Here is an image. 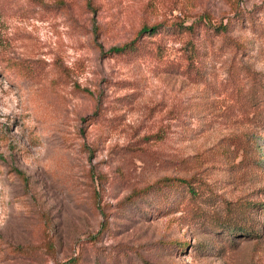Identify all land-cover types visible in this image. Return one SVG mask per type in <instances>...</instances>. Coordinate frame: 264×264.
<instances>
[{"label":"rangeland","instance_id":"374dc122","mask_svg":"<svg viewBox=\"0 0 264 264\" xmlns=\"http://www.w3.org/2000/svg\"><path fill=\"white\" fill-rule=\"evenodd\" d=\"M252 89L264 0H0V264H264Z\"/></svg>","mask_w":264,"mask_h":264},{"label":"trees","instance_id":"16d2710c","mask_svg":"<svg viewBox=\"0 0 264 264\" xmlns=\"http://www.w3.org/2000/svg\"><path fill=\"white\" fill-rule=\"evenodd\" d=\"M240 17H236V19H239ZM196 25V23H195ZM225 26H222L221 24H218L217 26H210L213 31L216 34H221L225 33L227 31V28ZM195 32V27L194 26H183L182 24H172L170 26H165L163 24H154V25H143L137 36L130 42L125 43L121 46L114 47L111 49V51L114 54L117 55H123V54H134V55H141V53H150L149 49H146L145 46H142L141 43V37L142 35H145V37H153L157 36L160 34L164 35H192ZM159 46L157 45V49ZM190 50H195V48L192 46ZM245 106L244 109L247 111H251L252 113V118L250 119L251 121H258L261 116V112L264 110V89L258 91L256 89H252L249 92V95L247 98H245ZM20 176L23 177V174L21 172H18ZM172 181V182H171ZM190 180H185V179H177V180H161L156 183H154L152 186L146 187L142 190H138L133 192V196L128 197V199L132 200H127L133 203L134 197H136L135 200L141 199V198H147L148 195L152 197L153 200L157 201L158 200H163L166 201L168 197L171 194V191L176 188L177 185L179 186H187ZM170 182V183H169ZM190 187V186H189ZM188 193L193 194L194 189L192 187L188 188L187 190ZM160 203V202H158ZM241 212H245V209L242 208Z\"/></svg>","mask_w":264,"mask_h":264}]
</instances>
